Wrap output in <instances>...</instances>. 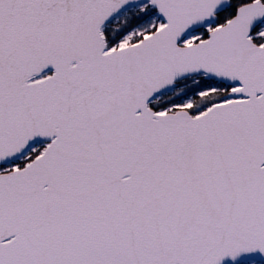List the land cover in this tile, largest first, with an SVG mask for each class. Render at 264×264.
<instances>
[{
    "label": "snow or ice",
    "instance_id": "6c2138e0",
    "mask_svg": "<svg viewBox=\"0 0 264 264\" xmlns=\"http://www.w3.org/2000/svg\"><path fill=\"white\" fill-rule=\"evenodd\" d=\"M0 264H264V0H0Z\"/></svg>",
    "mask_w": 264,
    "mask_h": 264
}]
</instances>
